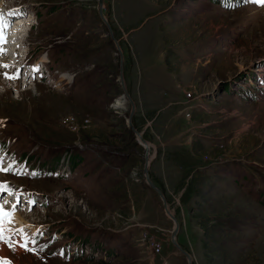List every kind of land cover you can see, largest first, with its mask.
<instances>
[{
	"label": "rangeland",
	"instance_id": "1",
	"mask_svg": "<svg viewBox=\"0 0 264 264\" xmlns=\"http://www.w3.org/2000/svg\"><path fill=\"white\" fill-rule=\"evenodd\" d=\"M0 2L6 16L19 17L14 23H32L4 42L0 64L18 65L27 52L42 70L21 75V68L0 67V136L11 135V152L4 149L11 170L0 171V183L32 194L15 211L31 223L6 237L23 239H12V247L0 240L6 259L187 264L171 240L173 220L143 177L140 132L152 156L148 178L178 221L175 239L190 264H264V6L102 0L99 12L97 0ZM10 72L18 78H6ZM124 91L134 104L129 117ZM53 145L65 148L69 185L11 174L21 171L16 156L30 146L33 161L58 165ZM79 233L91 239L82 242ZM61 240L64 252L82 244L81 254L58 255Z\"/></svg>",
	"mask_w": 264,
	"mask_h": 264
},
{
	"label": "snow or ice",
	"instance_id": "2",
	"mask_svg": "<svg viewBox=\"0 0 264 264\" xmlns=\"http://www.w3.org/2000/svg\"><path fill=\"white\" fill-rule=\"evenodd\" d=\"M250 2L252 3H257L261 6H264V0H250ZM224 6L226 7H231L232 4L230 2V0H225ZM2 23V22H0ZM7 25H5L6 27ZM4 42H6L4 40L3 37V31L2 29H0V44H3ZM6 52V49H4L3 47H0V55H3ZM11 65H7V64H0V67H10ZM36 71H38L39 69H35ZM5 77L8 79H16L18 78V76H16L15 74L12 76H9L7 73H4ZM2 123V122H0ZM11 170V165H9L7 168H5L3 166V160L2 158H0V171H10ZM33 175H35V173H33ZM7 192L8 194H14V190L10 189L8 187V185L6 183H0V194ZM0 200H2L3 202H0V240H4L6 243H9V247H12V243H10L8 241V239L5 237L4 232L6 231V225L11 223L14 217V213L16 210V204H12V210L11 211H6L4 205L6 203H8L6 200H3V196L0 195ZM19 203V200H17V204ZM22 247L27 248V244L25 243L24 245H22ZM0 264H10L9 261L7 260H3L2 262H0Z\"/></svg>",
	"mask_w": 264,
	"mask_h": 264
},
{
	"label": "water",
	"instance_id": "3",
	"mask_svg": "<svg viewBox=\"0 0 264 264\" xmlns=\"http://www.w3.org/2000/svg\"><path fill=\"white\" fill-rule=\"evenodd\" d=\"M97 3H98V11L100 12V9H101V6H102V0H97ZM102 18H104V21L106 22L105 20V17H104V14H102ZM107 24V23H106ZM108 27V31H109V34L111 36L112 39L113 38V35H112V30L111 28L109 27V25H107ZM115 43H116V47L118 49V52H119V64L121 65V61H122V54L120 52V49L118 47V44L115 40ZM119 78H120V82L124 88V85H123V82H122V75H121V68H120V72H119ZM124 93L126 94L127 96V100L129 101L130 103V111H129V114H128V117L131 115V113L133 112V109H134V104L132 103V100L130 98V96L128 95V93H126V91H124ZM138 138L140 139V141L142 140L141 136H140V132H137L136 133ZM145 147V146H144ZM146 153H145V157H144V163H143V166H142V174H143V177L144 179L147 181V184L152 187L159 195V197L161 198V202H162V207L165 211V213L173 220V227L171 229V232H170V236H171V240L172 242L174 243V245L176 246V248L182 253L184 254V256L186 257V259L188 260V263L187 264H190V254L184 250L183 248H181L178 243L176 242V232L178 230V221L176 220L175 216L173 215L172 212L169 211V209L167 208V203L165 201V198H164V193L163 191L157 187L149 178H148V174H147V171H148V167H149V164L151 162V159H152V156H150V158H148V155H147V150H145Z\"/></svg>",
	"mask_w": 264,
	"mask_h": 264
},
{
	"label": "bare ground",
	"instance_id": "4",
	"mask_svg": "<svg viewBox=\"0 0 264 264\" xmlns=\"http://www.w3.org/2000/svg\"><path fill=\"white\" fill-rule=\"evenodd\" d=\"M2 2H0V15H1V12H2V9L3 8H1L2 6ZM8 17L9 16H7V19H8ZM17 18H19V17H17ZM17 18H15V19H17ZM2 21V19L0 18V22ZM5 22V21H4ZM10 22H12V20L10 21ZM9 22V23H10ZM27 21H19L18 23H14V24H16V31H13L12 33H10V34H12V36L10 35V34H7V38H4V40L6 41V43H9V44H11V43H13V41L14 40H17L18 38H20L21 36H18V35H15V32H16V34L18 33V34H24V32H25V30L27 31V29H29L30 27L29 26H25V28H23V24L24 23H26ZM5 23H7V22H5ZM8 23V24H9ZM1 27H2V24L0 23V29H1ZM19 30V31H18ZM11 36V38L9 39V37ZM9 39V40H8ZM4 49H5V47H4ZM8 55H11V56H16V54H13V52H10V54H8ZM8 57V56H7ZM7 57L6 58H4L3 60L5 61V62H7L6 61V59H7ZM123 95L127 98V96H126V94L123 92ZM118 104H119V106H122V102L120 101V102H118ZM142 141V143H143V145L145 146V149L146 150H148V143H147V141H145L144 139H142L141 140ZM148 158H150V156H148ZM14 220L15 221H17L18 223H25V221L21 218V215H20V213L18 212H16V213H14ZM17 246H19V243L17 244ZM16 250L18 251V252H20L21 250L20 249H18V248H16ZM0 254H3V255H7V250H6V246L4 245V244H0Z\"/></svg>",
	"mask_w": 264,
	"mask_h": 264
},
{
	"label": "built area",
	"instance_id": "5",
	"mask_svg": "<svg viewBox=\"0 0 264 264\" xmlns=\"http://www.w3.org/2000/svg\"><path fill=\"white\" fill-rule=\"evenodd\" d=\"M156 246L158 247V245L156 244Z\"/></svg>",
	"mask_w": 264,
	"mask_h": 264
}]
</instances>
